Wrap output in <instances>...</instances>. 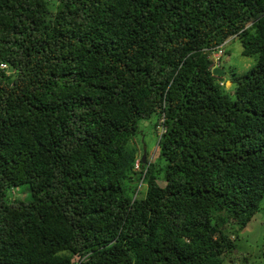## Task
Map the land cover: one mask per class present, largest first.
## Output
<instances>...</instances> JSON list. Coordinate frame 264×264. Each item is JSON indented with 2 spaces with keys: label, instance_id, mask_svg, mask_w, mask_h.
Here are the masks:
<instances>
[{
  "label": "trees",
  "instance_id": "obj_1",
  "mask_svg": "<svg viewBox=\"0 0 264 264\" xmlns=\"http://www.w3.org/2000/svg\"><path fill=\"white\" fill-rule=\"evenodd\" d=\"M228 39L256 64L225 80ZM1 65L0 264L236 257L264 197V0H0Z\"/></svg>",
  "mask_w": 264,
  "mask_h": 264
},
{
  "label": "rangeland",
  "instance_id": "obj_2",
  "mask_svg": "<svg viewBox=\"0 0 264 264\" xmlns=\"http://www.w3.org/2000/svg\"><path fill=\"white\" fill-rule=\"evenodd\" d=\"M46 1L49 10L54 12L59 0ZM255 64L256 59L254 56L242 55V46L237 39L231 40V42L227 44L225 55L221 61V68L225 72V80L229 79L230 75H242ZM9 72L10 71L7 69L5 73L9 74ZM225 86L229 88V82L225 83ZM230 89H232V87ZM160 123L161 120L159 121L156 116H153L150 120L140 122V133L132 142L137 149V159H141V147L145 146L147 159L152 163L156 161L159 155L157 141L159 135L163 132ZM137 179V177H134V180L129 181L130 187L134 188V186H136V194L145 189V185L140 180L137 181ZM157 182L160 186H164L165 184L161 178H158ZM27 187V185H23L14 189L11 194V200L17 199L19 201H27L29 197ZM260 207V211L256 213L246 227L237 228L236 236L238 237L236 240V251L234 252V254L236 253V257L232 261L228 258L225 259L223 264H264V197L260 203Z\"/></svg>",
  "mask_w": 264,
  "mask_h": 264
},
{
  "label": "built area",
  "instance_id": "obj_3",
  "mask_svg": "<svg viewBox=\"0 0 264 264\" xmlns=\"http://www.w3.org/2000/svg\"><path fill=\"white\" fill-rule=\"evenodd\" d=\"M223 53H224L223 45H221L215 49L209 50V57L208 58L210 60H212L213 66L219 65V60H220ZM0 68L5 69L6 65H1ZM161 130L164 131L162 126H161ZM134 169L139 170V160L136 161Z\"/></svg>",
  "mask_w": 264,
  "mask_h": 264
},
{
  "label": "clouds",
  "instance_id": "obj_4",
  "mask_svg": "<svg viewBox=\"0 0 264 264\" xmlns=\"http://www.w3.org/2000/svg\"><path fill=\"white\" fill-rule=\"evenodd\" d=\"M231 41V39H228V40H226L225 42H223L221 45H223V49H224V53L222 54V56H221V58H220V60H219V65H217V66H213V62H212V60H210L209 58V61H210V65H209V71L211 72V75L213 76V77H218V76H216V75H213V70L214 69H222L221 68V61H222V59H223V56L225 55V51H226V46H227V44L229 43ZM221 45H219V46H221ZM219 46H217V47H219ZM217 47H215V48H217ZM215 48H213V49H215ZM208 57H209V51H208ZM7 67V66H6ZM223 70V69H222ZM224 71V70H223ZM225 75V74H224ZM223 78H224V76H222ZM227 82H229V81H225V83H227ZM223 83H220V85H222Z\"/></svg>",
  "mask_w": 264,
  "mask_h": 264
},
{
  "label": "water",
  "instance_id": "obj_5",
  "mask_svg": "<svg viewBox=\"0 0 264 264\" xmlns=\"http://www.w3.org/2000/svg\"><path fill=\"white\" fill-rule=\"evenodd\" d=\"M225 72L222 69H214L213 75H216L218 77L224 76ZM142 163H146V148L143 147L142 149V157H141Z\"/></svg>",
  "mask_w": 264,
  "mask_h": 264
},
{
  "label": "crops",
  "instance_id": "obj_6",
  "mask_svg": "<svg viewBox=\"0 0 264 264\" xmlns=\"http://www.w3.org/2000/svg\"><path fill=\"white\" fill-rule=\"evenodd\" d=\"M229 84H230V87H231V86H232V84H231L230 82H229ZM230 87H229V88H230Z\"/></svg>",
  "mask_w": 264,
  "mask_h": 264
}]
</instances>
